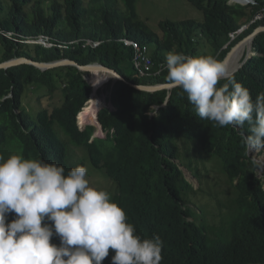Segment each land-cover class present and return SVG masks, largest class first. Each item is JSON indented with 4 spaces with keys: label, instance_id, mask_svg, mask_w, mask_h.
<instances>
[{
    "label": "trees",
    "instance_id": "1",
    "mask_svg": "<svg viewBox=\"0 0 264 264\" xmlns=\"http://www.w3.org/2000/svg\"><path fill=\"white\" fill-rule=\"evenodd\" d=\"M123 1L126 12L118 10L117 0H106L99 14L93 13L97 19L87 21L84 0H55L48 14L39 2L30 17L26 7L31 0H0V31L12 34H0V63L68 59L81 66L98 63L125 78L107 85L114 109L99 112L104 137L94 138L95 126L77 123L93 92L86 79L89 72L71 65L45 71L30 64L0 69V154H23L62 165L66 172L77 165L104 172L112 182L105 191L125 210L137 234L163 240L161 264H264V181L258 172L263 165L252 158L246 142L249 125L220 127L201 120L180 88L147 92L136 87L171 84L166 69L170 51L224 61L237 44L264 27V0L248 5L188 0L204 12V20L161 22L162 36L140 20L138 0ZM40 36L63 47L26 42ZM88 39L101 45L83 47ZM123 40L150 49V74L140 75L135 51ZM253 49L257 55L233 76L255 100L264 93V32L255 37ZM35 89L61 92L62 105H39L42 97L35 96ZM154 105L158 117L148 115ZM95 121L99 126L96 116ZM185 170L199 181L198 188ZM214 173L223 177L212 182ZM207 212L219 217L218 223L210 221L208 230L228 238H209L202 225ZM52 242L59 244V238ZM112 255L110 249L102 264H111Z\"/></svg>",
    "mask_w": 264,
    "mask_h": 264
},
{
    "label": "clouds",
    "instance_id": "2",
    "mask_svg": "<svg viewBox=\"0 0 264 264\" xmlns=\"http://www.w3.org/2000/svg\"><path fill=\"white\" fill-rule=\"evenodd\" d=\"M166 69L168 81L186 94L197 117L220 127L247 123L249 150L264 149V93L253 100L213 55L170 51ZM221 80L227 82L220 85ZM109 103L112 107L105 108L113 110ZM148 115L158 117L157 106ZM77 123L84 127L78 118ZM95 127L94 138L104 137ZM54 236L59 244L52 242ZM110 249L111 264H161L163 259L161 237L137 234L125 210L90 183L85 166L66 172L62 165L23 154H0V264H102Z\"/></svg>",
    "mask_w": 264,
    "mask_h": 264
},
{
    "label": "rangeland",
    "instance_id": "3",
    "mask_svg": "<svg viewBox=\"0 0 264 264\" xmlns=\"http://www.w3.org/2000/svg\"><path fill=\"white\" fill-rule=\"evenodd\" d=\"M54 1L55 0H31L30 4L26 7V14L29 17L32 16L33 8L39 2L42 3L41 4L42 7L46 10V13L48 14L51 12L50 7ZM57 1L63 2L64 0H57ZM117 4H118L117 8L119 11L126 12V6H125V3L123 0H117ZM102 5H105V6L107 5L106 0H84V6H85V8L88 9V14H89L87 17V21H90L91 19H94V21H95V19H97L96 15H94L93 13L99 14V9L101 8ZM137 10H138L140 20H142L149 27V29L151 31H154L161 36L163 35V31L160 27L161 22H166V21L176 22V21L191 20V19L202 22L204 20V12L202 10H199L194 4H192L188 0H138L137 1ZM259 17L262 18V16H259ZM247 43H249V47L245 46L246 47L245 52H244L243 57L241 58L240 65L246 58L250 57L251 54L256 55V53H257L256 51H254V49L252 47L253 44L250 43V40L244 41L243 44H241V43L237 44L234 47V50L237 49L238 47H240V44L242 46V45H245ZM233 51H230V52L233 53ZM1 52L2 51H1V46H0V57H1ZM238 61H239V59H238ZM238 61H237L236 65L230 70V72H232L233 70L237 69V67L240 66V65L238 66ZM96 69H98V68H96ZM100 71H103V70H100ZM100 71H97V72H100ZM104 72H106V71H104ZM96 78H97V76H96ZM96 78L93 76V72H89V75L86 76V79L88 80V82L90 84H92L93 88H94V86H96L95 81L98 80ZM114 78L115 77L112 76V78H110L107 81L103 80V82L99 84V85H101L99 87L101 90V93L100 94L94 93L99 99H101L105 102L104 103L105 106L102 108H105L107 106L112 107L110 105V103L108 102L109 98H107L109 96V91H107L108 90L107 85L109 83H112ZM98 86H96V87H98ZM33 93L35 94L36 97H38V96L42 97V100L39 101V102H41L40 104L36 103L35 101H33V104H37V105L39 104V105H42L44 107H48L50 109H52L56 106L62 105L63 95L61 92H58L56 94L51 95V94H48L46 89H35V91ZM98 110L96 111V118H97ZM78 118H79V116H78ZM87 124H93V125L97 126L96 124L93 123V121L92 122H86L82 126H85ZM100 136H101V133H100ZM263 152H264L263 149L255 150L253 148V150L251 151V153H252L251 156L258 163H261L263 165L262 169H260L258 172H259V177L261 179H263V181H264V153ZM77 154L80 157L84 156V153L81 150H78ZM86 168L88 169V179L93 186L100 188V189H103V190H110L111 189L112 182L107 180V178L103 174L104 172H100V173L95 172L96 170L91 169V167L87 166V165H86ZM211 175H212V179H213L212 182H215V180L218 179V177L220 179L223 177L222 175L215 174V173L211 174ZM186 176L194 184V186L196 188H198L200 186L199 181L193 175L192 176L196 180L187 172H186ZM209 186H206V187H209ZM199 194H202V190L199 192ZM221 201L224 202L222 199H221ZM215 212H217V210H215L214 213ZM219 213H220V211L218 210V214ZM204 217L205 218L203 220L202 225L207 228L206 232H207V234L211 240L222 241V240H225L226 238H228V235L220 237V236H217L212 231L208 230V227L210 226V221H214V222L218 223L219 217H217V216L214 217V215L212 217V215H210L208 212H207V214L204 215ZM215 219H217V220H215Z\"/></svg>",
    "mask_w": 264,
    "mask_h": 264
},
{
    "label": "water",
    "instance_id": "4",
    "mask_svg": "<svg viewBox=\"0 0 264 264\" xmlns=\"http://www.w3.org/2000/svg\"><path fill=\"white\" fill-rule=\"evenodd\" d=\"M235 1V2H234ZM229 3H238V4H242V5H248V4H252L254 3V0H230ZM246 29V27L244 28ZM243 29V30H244ZM261 32H264V27H260L258 28L252 35L248 36L247 38H245L243 41H241L240 43L243 44L244 41L250 40V43L253 44V41L255 39V37L260 34ZM240 44V45H241ZM234 50V48H233ZM231 50V51H233ZM230 52L227 57L225 58L224 62L226 63L228 61V59L231 56ZM247 60H244V62L235 70H233L232 72H230L231 75H234L236 72L239 71V69L244 65V63ZM20 64H30V65H34L35 67L39 68L42 71L48 70V69H53V68H57L60 66H67V65H71V66H75L77 67L79 70L84 71V72H92L94 69L99 68L103 71L106 72H111L114 75V80H113V84L118 81V80H124L125 78L120 75L116 70L110 69L108 67H105L101 64H91V65H87V66H81L79 64H77L75 61L72 60H68V59H64V60H59V61H55V62H35L33 60L27 59V58H14L12 60L0 63V69H8L12 66H16V65H20ZM138 89L143 90V91H147V92H154V91H158V90H162V89H168L171 90L173 89L175 86H173L172 84H164V85H156V86H136ZM99 89V88H98ZM98 90L93 89V94L97 93ZM92 94V95H93ZM110 97H111V93H110ZM92 98V97H91ZM103 108H100L97 112V122L99 124L98 129L103 131L102 126H100V122L98 120V114L99 112L102 110ZM186 172L189 174L188 171L185 170V174ZM191 175V174H190ZM192 176V175H191ZM193 177V176H192ZM195 179V178H194ZM196 180V179H195Z\"/></svg>",
    "mask_w": 264,
    "mask_h": 264
},
{
    "label": "built area",
    "instance_id": "5",
    "mask_svg": "<svg viewBox=\"0 0 264 264\" xmlns=\"http://www.w3.org/2000/svg\"><path fill=\"white\" fill-rule=\"evenodd\" d=\"M0 34L11 38L12 34L5 33L3 31H0ZM233 38L235 37L233 34L231 35ZM124 43L127 46H130L135 51V57H134V64L136 68L140 71L141 76H145L147 74H150L152 72V69L154 67L152 58H151V52L150 49L146 46H140L138 43L132 40H123ZM20 42V41H19ZM29 44H41L45 47H63V45L52 41L49 37L46 36H40L38 39H29L26 41ZM24 43V42H23ZM77 43H80V41H77ZM101 45L100 41H94V40H85L83 43V47H91V48H97Z\"/></svg>",
    "mask_w": 264,
    "mask_h": 264
},
{
    "label": "bare ground",
    "instance_id": "6",
    "mask_svg": "<svg viewBox=\"0 0 264 264\" xmlns=\"http://www.w3.org/2000/svg\"><path fill=\"white\" fill-rule=\"evenodd\" d=\"M235 2V1H234ZM245 46L249 47V43L245 44V45H240V47H238L237 49H235L233 51V53L231 54L230 58L228 59V61L226 62V64L228 65L229 71L236 65L239 57L241 56L243 50L245 49ZM153 61V60H152ZM154 64V63H153ZM101 69H94L93 72V76L98 79L95 81V85L98 86L100 83L103 82V80H109L112 76H114L112 73L110 72H104V71H100ZM100 71V72H97ZM105 83V82H104ZM94 86L95 90H98V88L101 86L99 85L98 87ZM104 101L99 99L95 94H93L92 98L90 99V101L87 104V109L82 112L79 115V121L80 124L83 125L86 122H92L94 124H96L95 121V116H96V111L99 108L104 107ZM97 125V124H96ZM98 126V125H97Z\"/></svg>",
    "mask_w": 264,
    "mask_h": 264
}]
</instances>
